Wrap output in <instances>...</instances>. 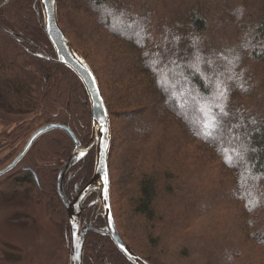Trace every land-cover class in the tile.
<instances>
[{
	"label": "trees",
	"instance_id": "obj_1",
	"mask_svg": "<svg viewBox=\"0 0 264 264\" xmlns=\"http://www.w3.org/2000/svg\"><path fill=\"white\" fill-rule=\"evenodd\" d=\"M57 3L60 25L96 74L109 110L113 210L124 241L152 264H243L250 245L264 248V0ZM44 25L40 0H0V105L34 115L0 134V157L8 151L0 171L45 125L70 126L82 145L91 137L88 93L43 53L56 57ZM74 148L54 130L0 177V205L20 192L44 205L61 222L67 254L58 179ZM95 163L93 149L67 173L69 199L92 179ZM94 220L105 227L100 202L83 212L82 227ZM84 264L132 263L92 231Z\"/></svg>",
	"mask_w": 264,
	"mask_h": 264
},
{
	"label": "water",
	"instance_id": "obj_2",
	"mask_svg": "<svg viewBox=\"0 0 264 264\" xmlns=\"http://www.w3.org/2000/svg\"><path fill=\"white\" fill-rule=\"evenodd\" d=\"M45 18L44 31L52 44L56 57L46 52L45 55L53 62L64 65L70 69L83 83L88 93L92 109V134L89 142L84 146L70 126L61 123H52L39 128L28 140L23 151L0 171V177L10 173L23 161L35 143L44 135L61 130L68 134L74 142L75 148L72 156L62 167L58 179V192L66 208L70 226V254L69 264H84L87 236L90 231L99 232L110 237L118 250L132 264H152L138 255L122 238L113 210L112 184L110 171V155L112 150L113 133L109 110L104 99L100 83L93 69L86 59L75 48L63 31L58 15L57 0H40ZM96 149L95 171L92 179L83 187L76 188L74 200H70L65 192L64 182L71 168ZM37 183L38 177L35 175ZM97 191V198L87 207L84 206L90 194ZM100 202L103 208V218L106 227L99 231L94 223L82 227L81 219L86 208Z\"/></svg>",
	"mask_w": 264,
	"mask_h": 264
},
{
	"label": "rangeland",
	"instance_id": "obj_3",
	"mask_svg": "<svg viewBox=\"0 0 264 264\" xmlns=\"http://www.w3.org/2000/svg\"><path fill=\"white\" fill-rule=\"evenodd\" d=\"M33 116L11 114L0 105V134L11 133L21 124L29 122ZM3 141L1 139V143ZM117 145L118 142L115 143L116 151ZM7 154L8 151L0 160ZM191 164L192 162L188 163L190 168ZM112 190L116 194V187L113 186ZM214 206L217 209L220 204ZM240 208L242 209L241 206ZM239 211L240 209H234L231 214L235 216ZM19 217L23 220L30 217L33 222L20 223ZM205 222L199 229L208 224V221ZM60 223L49 217L44 205L28 201L23 192L9 203L0 205V264H69L70 249L68 254L63 251L64 232ZM240 259L243 264H264V248L254 243L240 254Z\"/></svg>",
	"mask_w": 264,
	"mask_h": 264
},
{
	"label": "flooded vegetation",
	"instance_id": "obj_4",
	"mask_svg": "<svg viewBox=\"0 0 264 264\" xmlns=\"http://www.w3.org/2000/svg\"><path fill=\"white\" fill-rule=\"evenodd\" d=\"M82 188H83V187H82ZM65 192H66V190H65ZM66 195H67V194H66ZM74 198H75V197H74ZM74 198H73V199H70V200H74ZM84 206L87 207L88 205L86 206V205L84 204ZM96 222H97V220H94V221H93V223H94V227H95ZM93 223H91V224H93ZM91 224H89V225H91ZM87 226H88V225H87ZM117 226H118V225H117ZM84 227H86V226H84ZM105 227H106V223H105ZM105 227H104V228H105ZM95 228H96V227H95ZM104 228H103V229H104ZM96 229H97V228H96ZM103 229H102V230H103ZM97 230H99V229H97ZM99 231H101V230H99ZM90 232H92V231H90ZM90 232H89V233H90ZM93 232H95V231H93ZM88 235H89V234H88ZM123 240H124V239H123ZM137 254H138V253H137ZM138 255H139V254H138Z\"/></svg>",
	"mask_w": 264,
	"mask_h": 264
}]
</instances>
